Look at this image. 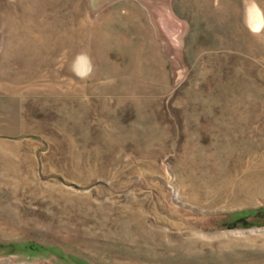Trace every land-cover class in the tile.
<instances>
[{"label":"rangeland","instance_id":"obj_1","mask_svg":"<svg viewBox=\"0 0 264 264\" xmlns=\"http://www.w3.org/2000/svg\"><path fill=\"white\" fill-rule=\"evenodd\" d=\"M258 209L264 0H0V264H264Z\"/></svg>","mask_w":264,"mask_h":264},{"label":"trees","instance_id":"obj_2","mask_svg":"<svg viewBox=\"0 0 264 264\" xmlns=\"http://www.w3.org/2000/svg\"><path fill=\"white\" fill-rule=\"evenodd\" d=\"M248 214L250 215H255V219H261V220H264V209H258V210H251V211H248ZM263 224L264 225V221L262 223H259L257 225H261ZM24 248H31V249H40V246H35V245H32V244H27V245H24L23 246ZM73 261L76 263V264H85L83 262H80L76 259H73Z\"/></svg>","mask_w":264,"mask_h":264},{"label":"bare ground","instance_id":"obj_3","mask_svg":"<svg viewBox=\"0 0 264 264\" xmlns=\"http://www.w3.org/2000/svg\"><path fill=\"white\" fill-rule=\"evenodd\" d=\"M262 178H263V177H262ZM231 183H233V182H231ZM232 185H234V184H232ZM244 185H245V183L242 182V183H240L239 185H237V187H242L241 189H244V188H245ZM243 186H244V187H243ZM237 187H236V188H237ZM234 189H235V188H234ZM241 189H240V190H241ZM240 190H239V191H240ZM245 190H246V189H245ZM235 191H236V193H237V189H236ZM235 191H233V192L235 193ZM242 191H243V190H242ZM240 193H241V192H240ZM237 194H238V193H237ZM245 194H246V193H245Z\"/></svg>","mask_w":264,"mask_h":264}]
</instances>
